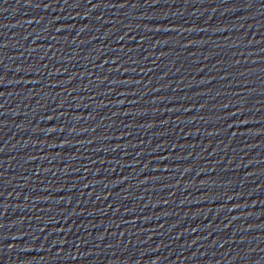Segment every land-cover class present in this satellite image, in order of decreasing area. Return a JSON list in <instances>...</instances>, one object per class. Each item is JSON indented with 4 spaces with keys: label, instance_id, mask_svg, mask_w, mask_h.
<instances>
[{
    "label": "water",
    "instance_id": "95a60500",
    "mask_svg": "<svg viewBox=\"0 0 264 264\" xmlns=\"http://www.w3.org/2000/svg\"><path fill=\"white\" fill-rule=\"evenodd\" d=\"M0 264H264V0H0Z\"/></svg>",
    "mask_w": 264,
    "mask_h": 264
}]
</instances>
